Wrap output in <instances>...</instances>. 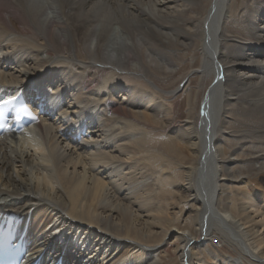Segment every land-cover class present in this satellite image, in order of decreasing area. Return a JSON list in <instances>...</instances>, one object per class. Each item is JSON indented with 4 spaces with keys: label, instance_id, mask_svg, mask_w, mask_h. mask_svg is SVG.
Masks as SVG:
<instances>
[{
    "label": "bare ground",
    "instance_id": "obj_1",
    "mask_svg": "<svg viewBox=\"0 0 264 264\" xmlns=\"http://www.w3.org/2000/svg\"><path fill=\"white\" fill-rule=\"evenodd\" d=\"M0 91L30 262L264 264V0H0Z\"/></svg>",
    "mask_w": 264,
    "mask_h": 264
},
{
    "label": "rangeland",
    "instance_id": "obj_2",
    "mask_svg": "<svg viewBox=\"0 0 264 264\" xmlns=\"http://www.w3.org/2000/svg\"><path fill=\"white\" fill-rule=\"evenodd\" d=\"M117 25H115V27L113 28V30H112V32H111V37H115L117 34H118V32H116V31H120L121 33H122V31L120 30V28H118V27H116ZM127 40V39H126ZM127 41H129V39L127 40ZM93 49H94V44H93ZM197 75H194V79H195V77H196ZM179 81H180V77L177 75L174 79H172V81L171 80H166V79H156L155 81H153L152 82V85L156 88V89H158V90H164V92H166V94L169 92V91H171V90H175L178 86H179ZM182 96V95H181ZM184 96H186V93H183V96L182 97H184ZM169 102H172V101H174L175 100V96L174 97H170L169 99H167ZM183 109H184V107H183ZM182 109V112H183V114L182 115H184L185 113H186V111H184V110H186V109H184L183 110ZM238 186H240L239 184H238ZM212 244L215 246V247H217V248H219V249H221V252H226V253H233V252H230L231 250L229 249V248H227L226 246L224 247L223 245H222V243L215 237L214 238V240H213V242H212ZM212 246V245H211ZM213 247V246H212Z\"/></svg>",
    "mask_w": 264,
    "mask_h": 264
}]
</instances>
